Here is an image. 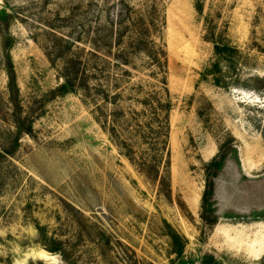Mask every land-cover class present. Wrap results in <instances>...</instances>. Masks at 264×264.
I'll return each mask as SVG.
<instances>
[{
  "label": "rangeland",
  "instance_id": "1",
  "mask_svg": "<svg viewBox=\"0 0 264 264\" xmlns=\"http://www.w3.org/2000/svg\"><path fill=\"white\" fill-rule=\"evenodd\" d=\"M198 1H161L173 104L169 199L111 137L113 126L125 139L136 134L138 86L156 84L143 55L120 64L133 36L129 5L140 10L144 0H0V148L19 140L0 158V264H255L264 256V0H200L203 13ZM207 23L240 50L228 88L204 76L214 57ZM80 48L99 50L108 78L95 79L89 95L63 94L62 56ZM86 58L92 68L96 60ZM18 113L31 129L18 131ZM227 141L210 227L204 165Z\"/></svg>",
  "mask_w": 264,
  "mask_h": 264
},
{
  "label": "trees",
  "instance_id": "2",
  "mask_svg": "<svg viewBox=\"0 0 264 264\" xmlns=\"http://www.w3.org/2000/svg\"><path fill=\"white\" fill-rule=\"evenodd\" d=\"M161 1L162 0H144L142 9L140 10H136L129 5L127 19H129V23L133 25V36L131 45L126 49L119 50V52L124 55L122 58L124 63L120 64L133 67L134 64L130 57L138 54L143 55L144 59H146L143 69H145L150 78L156 81V84L150 85L149 91L144 89L143 85L138 86L137 91L143 93L144 96L143 100L140 101L143 110L141 112H133V115L136 116L134 118V133L136 134H129L131 138L125 139L117 130L116 126H113L111 129V137L137 171L145 176L146 179L158 183L159 192L171 199L169 140L171 130L170 113L173 104L168 88L169 64L166 44L164 42L166 18ZM196 9L199 13H203L204 8L200 0L196 4ZM4 13L5 12L2 14ZM126 30L129 31V27ZM135 32L137 33L136 35ZM205 38L214 46V57L209 67L205 70L204 76L211 77L214 85L228 88L234 81L228 80L229 77L227 75L229 73H235L240 63V50L226 40L222 34L217 32L213 24L207 23ZM4 53L6 57L4 65L8 76L10 100L11 103L13 102L14 106H18L19 110L21 109L19 88L15 69L9 56L8 46L4 47ZM86 56H90L91 59L96 60L92 68L89 67V60H87ZM62 57L65 59L62 73L64 82L60 86V90L63 94L79 89L89 95L95 88L92 86L95 79L97 80L99 77L108 78L106 69H103V67L101 68L102 55L99 53V50L87 52L86 48H80L77 55H64ZM104 63L110 65L107 61ZM126 76L130 77V73L127 72ZM97 90L103 93L106 92V88L103 84H99ZM121 97L120 93H116L112 99L115 102ZM20 115L21 113L17 114L18 118H16L15 123L17 124L18 131L22 133L26 124L29 129L32 128V122L30 118H28L29 116L25 117V119L28 118L27 121H21ZM115 119L119 124L124 125L122 119L115 116L113 120L114 124H117ZM106 121L107 120L102 122L107 123ZM230 138V141L234 142V138H232V136ZM133 139L136 140V144L130 143L133 142ZM13 143H15L16 146H12V150H8L6 144L0 148V158H7L8 155L14 154L15 149L19 145V140L15 137ZM229 145L228 141L224 142L220 146L219 154L204 165L206 184L202 200V218L206 225L210 227H214L218 223V219L214 215L213 217L209 215V212H214L210 202L215 194V179L218 176L222 162L227 157L228 149H226V147ZM38 230L41 233L44 232V228L40 226H38ZM171 237L174 243L179 242L181 239L175 232L171 233ZM255 264H264V256L256 261Z\"/></svg>",
  "mask_w": 264,
  "mask_h": 264
}]
</instances>
